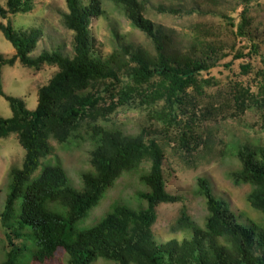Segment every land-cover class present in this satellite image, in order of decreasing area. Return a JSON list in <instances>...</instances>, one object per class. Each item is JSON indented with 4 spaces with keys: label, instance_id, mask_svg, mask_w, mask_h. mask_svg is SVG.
I'll list each match as a JSON object with an SVG mask.
<instances>
[{
    "label": "trees",
    "instance_id": "1",
    "mask_svg": "<svg viewBox=\"0 0 264 264\" xmlns=\"http://www.w3.org/2000/svg\"><path fill=\"white\" fill-rule=\"evenodd\" d=\"M64 1L68 10L64 15L65 27L74 33L72 58L63 57L59 51L42 52L31 58L29 55L38 43L40 32L15 30L8 19L9 15L29 12L30 1L7 0L5 7L0 5V18L6 20V24L0 23V32L15 52L10 58L0 54V97L8 102L12 112L11 118L0 117V139L15 134L25 151L21 169L10 171L9 190L0 216L10 222L13 231L25 241L33 242L34 250L27 264H50L60 251L68 256L67 264H91L97 259L115 264H264V222L262 225L249 219L238 222L227 202L213 195L205 179L197 181L209 212L205 227H195L182 214L177 229H190V240L181 244L174 240L159 244L154 240L151 226L156 218V207L177 200L166 192L162 154L154 140L144 142L105 133L106 146L92 156L95 174L84 176L82 190L70 187L66 171L57 164L44 166L32 179L39 162L51 152L49 140L64 142L98 103V98L77 92L85 89L90 81L110 79L118 83L119 73L123 72L129 82L119 95L120 104L126 103L131 94H137L142 103L153 106L166 100L160 110L161 122L170 125L176 120L180 106L187 102L189 87L202 92L198 76L216 67L225 56L211 42H195L185 54L164 52L162 40L166 38L155 23L144 16L145 9L139 0H89L87 4L80 0ZM240 1L243 8L238 25L227 15L211 11L227 20L231 28L236 26L239 36H249L246 25L250 0ZM104 2L119 6L126 19L153 41L156 49L153 57L141 49L134 52L130 45L120 46L105 60L93 53L89 26L93 18L104 15ZM155 10L170 15L202 13L196 7L175 10L158 7ZM249 45V57L261 55L258 43L252 41ZM199 50L202 51L200 58L197 57ZM246 56L238 53L235 58ZM15 61L27 68L37 69L42 65L57 68L48 85L38 91L33 111L27 110L20 99L8 97L2 91L1 70ZM240 67L245 72L250 68L249 65ZM256 76L259 81L255 87L260 95L264 93V71ZM143 86L145 89L138 92ZM245 93L254 99L250 91L239 89L235 98L237 107L244 106ZM261 100V103H252L264 109V96ZM238 159L241 170L237 178L254 186L248 201L264 216V149L245 148L239 151ZM142 160L149 163L148 174L142 177L147 191L141 198L146 206L133 210L118 204L92 226L77 231L78 223L97 206L104 192L123 172ZM25 250L24 245L12 247L0 264H17Z\"/></svg>",
    "mask_w": 264,
    "mask_h": 264
},
{
    "label": "rangeland",
    "instance_id": "2",
    "mask_svg": "<svg viewBox=\"0 0 264 264\" xmlns=\"http://www.w3.org/2000/svg\"><path fill=\"white\" fill-rule=\"evenodd\" d=\"M7 0H0L5 7ZM31 9L25 14L9 15L15 30H38L40 38L29 55L38 57L42 52L59 51L63 57H74V33L65 27L64 15L68 13L64 0H29ZM87 4L89 0H80ZM145 9L144 16L155 23L166 38L162 50L187 53L196 42L216 45L221 57L216 67L198 76L202 92L191 87L186 91L187 102L178 109V116L172 124H163L160 110L166 100L157 105L141 102L137 94H131L126 103L120 104L119 95L129 82L124 73H119V82L110 79L92 80L80 95H92L98 103L90 109L74 131L64 142L49 140L50 154L39 162L33 174L47 165L57 164L68 176L69 185L77 190L83 188V178L95 174L92 165L93 153L106 146L105 133L118 134L123 138L154 140L162 154V171L166 192L177 200L162 203L156 207V218L151 226L154 240L159 243L176 241L181 244L190 240V229L178 230L177 223L182 214L186 215L197 228H204L209 217L206 202L198 187V180L205 179L216 198L229 205L237 221L251 220L262 225L264 216L253 208L248 197L254 186L237 178L241 170L238 159L240 150L264 149V109L252 102L261 103L263 94H257L255 83L257 73L264 71V0H250L247 14L246 35L239 36L237 27L231 28L227 20L213 11L223 13L235 25L240 24L243 2L240 0H139ZM167 10L199 8L202 13L191 15H170L158 13L155 9ZM104 15L91 20L89 31L93 38V53L105 60L117 48L131 46L133 51L141 49L151 57L155 55V44L145 33L137 30L124 16L119 6L103 3ZM0 23L6 20L0 18ZM258 43L260 56L249 57L250 43ZM121 46V47H120ZM201 57L202 51H197ZM247 55L235 58L236 54ZM0 54L5 58L15 52L0 32ZM133 64L131 63V66ZM241 65H249L247 72ZM57 68L42 65L27 68L15 61L12 66L1 70V86L8 97L20 99L27 110L37 106L38 91L48 85ZM145 89H137L138 92ZM243 89L254 95L251 100L244 94L245 104L237 107V91ZM76 92V93H77ZM184 99V98H183ZM182 99V101H183ZM113 105V107H112ZM111 111L106 112L107 108ZM8 102L0 97V117L11 118ZM25 151L15 134L0 139V214L4 209L10 171L21 169ZM149 163L142 160L129 171L123 172L114 184L104 192L96 207L92 208L76 229L83 230L98 222L116 205L124 204L133 210L146 206L141 194L147 191L142 177L148 174ZM20 200L15 207H19ZM18 214V213H15ZM239 219V220H238ZM25 246L23 256L17 264H27L33 253V242L13 231L10 222L0 216V263L12 247ZM68 256L60 251L50 264H67ZM91 264H115L97 259ZM135 264V263H131Z\"/></svg>",
    "mask_w": 264,
    "mask_h": 264
}]
</instances>
